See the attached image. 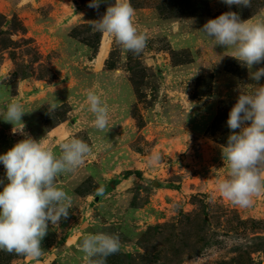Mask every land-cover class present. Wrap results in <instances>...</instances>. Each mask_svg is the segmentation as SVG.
Instances as JSON below:
<instances>
[{"label":"rangeland","instance_id":"374dc122","mask_svg":"<svg viewBox=\"0 0 264 264\" xmlns=\"http://www.w3.org/2000/svg\"><path fill=\"white\" fill-rule=\"evenodd\" d=\"M89 3L0 0V154L26 136L55 152L69 137L92 148L82 166L56 180L72 208L58 227L49 222L43 255L0 251V264H84L81 237L97 232L121 241L105 264H264V195L241 208L216 187L227 176L221 146L237 86L256 82L230 50L198 31L228 11L264 19V0L251 8L130 0L146 36L139 54L91 26L114 0L98 9ZM89 91L109 109L106 133L92 126ZM14 100L29 111L23 133L2 118ZM152 153L160 156L155 166L147 163ZM0 179L2 191L3 164Z\"/></svg>","mask_w":264,"mask_h":264},{"label":"clouds","instance_id":"9594fccd","mask_svg":"<svg viewBox=\"0 0 264 264\" xmlns=\"http://www.w3.org/2000/svg\"><path fill=\"white\" fill-rule=\"evenodd\" d=\"M101 2L90 0L88 6L98 9ZM222 2L249 8L252 4V0ZM134 16L130 0H114L100 19L91 21V26L112 37L123 50L139 54L146 46V36L138 31ZM198 31L213 42V47L230 50L228 56L247 68L249 78L256 82L237 86L239 95L227 119L230 134L226 145L221 146L227 176L216 185L223 198L248 208L254 198L264 195V84L259 83L264 78V67L253 71L255 65L264 63V19L242 20L238 13L228 11L207 20ZM86 105L94 129L108 132L110 113L101 96L89 91ZM28 112L14 100L6 104L2 118L13 125V133H23L22 116ZM20 123L23 127L17 129L15 126ZM58 148L55 152L45 147L42 139L26 136L0 154L8 181L0 191V251L38 260L43 255L41 241L49 222L58 227L60 220L68 217L72 197L56 180L82 166L92 148L84 140L72 137L63 139ZM159 161V154L152 153L147 163L155 166ZM0 184H4L3 179ZM120 248L119 236L104 232L83 235L79 242L84 264H105L106 258Z\"/></svg>","mask_w":264,"mask_h":264}]
</instances>
